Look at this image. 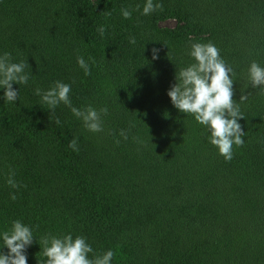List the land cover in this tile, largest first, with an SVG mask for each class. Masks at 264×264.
<instances>
[{
	"label": "trees",
	"instance_id": "1",
	"mask_svg": "<svg viewBox=\"0 0 264 264\" xmlns=\"http://www.w3.org/2000/svg\"><path fill=\"white\" fill-rule=\"evenodd\" d=\"M143 2L0 0V52L33 73L13 85L16 103L0 98V230L13 219L33 227L27 264L41 258L48 232L111 248L113 264H264V95L246 77L251 61L264 64V0H154L160 7L147 16L135 10ZM169 18L184 24L161 27ZM195 42H212L235 72L245 143L229 161L166 94ZM55 80L71 84L74 106L108 109L102 131L86 130L63 104L39 102L34 89Z\"/></svg>",
	"mask_w": 264,
	"mask_h": 264
},
{
	"label": "clouds",
	"instance_id": "2",
	"mask_svg": "<svg viewBox=\"0 0 264 264\" xmlns=\"http://www.w3.org/2000/svg\"><path fill=\"white\" fill-rule=\"evenodd\" d=\"M160 7L154 0H144L143 6H136L141 15L147 16ZM111 13H109L110 15ZM124 19L132 16V10L127 7L120 9ZM101 25L97 31L101 38L105 33ZM129 43L135 45L134 36L129 37ZM151 59L159 58L160 49L153 47ZM187 55L192 62L180 67L175 73V83L167 90L170 102L180 113L190 115L197 124L203 126L208 143L214 146L217 153L226 161L233 157V146H242L245 131L240 120L244 118L240 103L234 96L233 84L235 79L234 69L226 64L219 54V49L212 43H192ZM145 57V56H144ZM76 63L84 71L90 73L89 63L84 56L76 58ZM29 64L24 60H14L11 53L0 52V90L2 98L8 103H16L19 96V87L13 85H28L33 73L26 69ZM248 84L253 89H259L264 95V64L253 60L246 69ZM72 86L62 80H55L46 89L36 87L34 95L39 97V102L47 106L50 111L63 104L71 110L73 116L82 122L83 127L93 133L103 130L102 115H107L106 107L99 110L91 104L76 107L70 99ZM247 95H241L239 101L243 102ZM59 124L60 120L57 119ZM120 135L127 140V134L121 130ZM69 148L78 151L77 139L69 141ZM15 172L11 169L6 183L12 188H17L14 179ZM12 200L16 199L15 193H10ZM37 242L33 227L21 219H13L0 230V264H27L26 250L33 242ZM41 258L37 264H113L114 251L111 248L102 253L96 252L83 235H74L72 232L64 234L45 233L39 237ZM6 249V251H5ZM91 254V255H90Z\"/></svg>",
	"mask_w": 264,
	"mask_h": 264
},
{
	"label": "rangeland",
	"instance_id": "3",
	"mask_svg": "<svg viewBox=\"0 0 264 264\" xmlns=\"http://www.w3.org/2000/svg\"><path fill=\"white\" fill-rule=\"evenodd\" d=\"M184 23L183 22H179L175 19L169 18V19H165L163 21L160 22L161 27L163 28H176V27H180L182 26ZM203 32L199 31V30H194L191 33V37L195 38V37H201L203 36ZM206 36V35H204Z\"/></svg>",
	"mask_w": 264,
	"mask_h": 264
}]
</instances>
